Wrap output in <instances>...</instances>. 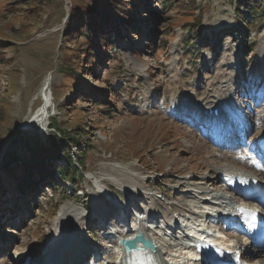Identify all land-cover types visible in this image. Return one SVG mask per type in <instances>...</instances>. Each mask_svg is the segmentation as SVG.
Returning <instances> with one entry per match:
<instances>
[{
  "label": "rangeland",
  "instance_id": "rangeland-1",
  "mask_svg": "<svg viewBox=\"0 0 264 264\" xmlns=\"http://www.w3.org/2000/svg\"><path fill=\"white\" fill-rule=\"evenodd\" d=\"M237 3L177 0L162 6L161 0H151L147 8L139 3L133 16L138 31L127 36L133 43L116 38L113 56L107 51L93 72L77 71L72 82L62 73L74 53L62 39L69 11L94 10L95 0H0V159L8 151L26 154L22 142L9 144L16 132L26 138L39 135L45 143L46 126L54 121L69 135L83 125L88 135L83 140L90 145L88 150L83 143L78 146L84 149L82 156L71 152L81 158L84 171L75 194L69 180L54 178L56 187L22 195L0 167V264H19L26 255L31 264L55 260L51 256L63 251L82 252L79 264L93 256L97 264H112L115 257L109 255L104 236L117 226L109 218L117 215L121 202L131 201V193L138 195L143 216L150 211L151 218L164 223L163 218L183 210L188 221L200 210L199 196L217 195L222 203L230 196L214 166L244 169L264 179V168L238 158V152L250 147L264 163L257 147L264 135V15H247V22H237ZM199 11L201 22L190 26ZM189 27L197 36L187 33ZM77 90L105 100L97 106L89 99L78 100L81 94L73 95ZM227 90L231 103L222 97L221 108L231 123L220 121L217 139L206 134L195 115L178 108L185 96L200 101L211 91ZM42 97L50 104L43 124L33 125L30 116L44 104ZM107 104L112 110L100 112ZM51 162L64 164L62 159ZM98 182L109 186L110 199L99 192ZM66 203L72 218L60 222ZM133 208L119 229L131 224ZM104 212L108 221L101 227L99 215ZM68 228L76 247L59 238ZM227 234L235 236L233 242L241 236L233 230ZM262 254L252 250L245 256L264 264Z\"/></svg>",
  "mask_w": 264,
  "mask_h": 264
},
{
  "label": "trees",
  "instance_id": "trees-1",
  "mask_svg": "<svg viewBox=\"0 0 264 264\" xmlns=\"http://www.w3.org/2000/svg\"><path fill=\"white\" fill-rule=\"evenodd\" d=\"M174 1L177 0H161V5L167 6ZM95 2L94 10L78 11L73 8L69 11V24L62 39L67 43V46H72L74 53L71 54L69 62L62 65V73L72 82H74L77 71L90 70L93 72L94 65L100 63L103 57L107 56V51L112 54L111 50L117 45L116 38H126L128 43H133L127 36L128 32L133 29L138 31L139 28V25L133 20L134 11H137L139 3L144 4L143 8H147L151 0H95ZM235 8L237 22L240 23L247 22V15H264L261 0H238ZM148 12L155 15L153 11L148 10ZM201 15L202 12L199 11L190 26L194 24L198 26L201 22ZM187 33L196 34L190 27ZM189 37L193 38L191 35ZM81 38L84 39V42L81 41ZM77 82L81 81L77 80ZM74 93V97L81 94L78 100L89 99L95 106L105 100L103 96H96L82 90H77ZM71 103H73L72 99ZM109 110H112V107L107 104L105 107H101L100 112L108 113ZM55 122L48 125L45 143L41 142L39 135L26 138L16 132L9 144L14 145L22 142L26 154L21 156L14 151H8L0 159L2 172L15 181V189L22 195L33 192L35 196L38 192H43L44 187H56L54 180L56 177L62 181L72 182L71 192L75 194L77 178L81 177L84 171L80 162L81 158L77 159L72 156L68 144L75 147L83 143V147L88 150L89 142L83 140L88 135L84 131L83 125H76L78 132L69 135L66 131L59 130ZM88 127H94V123L89 122ZM78 152L82 156L84 149H77ZM53 159H62L64 164L55 166L51 162ZM1 184L2 182H0V188Z\"/></svg>",
  "mask_w": 264,
  "mask_h": 264
},
{
  "label": "bare ground",
  "instance_id": "bare-ground-1",
  "mask_svg": "<svg viewBox=\"0 0 264 264\" xmlns=\"http://www.w3.org/2000/svg\"><path fill=\"white\" fill-rule=\"evenodd\" d=\"M193 97H194V95L193 96H185L182 99H179L178 100V108L183 110V111L190 112L189 115L190 114L195 115L196 119L201 120L202 121L201 123H203V126H205L207 128V130L203 129L206 131V134L211 135L213 133L212 137L214 139H217L218 135H220V131H219L220 127H218L220 124V121L222 122L221 124L224 123V125L225 124L228 125L231 123L229 120H226L227 119L226 117L222 116L223 111L221 108V105L223 103L222 102L223 98H225V101L228 100L229 101L228 103H231L228 90L223 91L222 93H220V92L218 93L216 91L215 92L211 91V92L205 94V97H203L200 101H195ZM46 98H44L46 103L43 104L40 108H38L30 116L31 120H33V125L43 124V119H44L45 113L47 112V109H48V107H47L48 101L47 100H49V98L48 99H46ZM25 125H28V123H25ZM208 130H209V132H208ZM243 140H245V139H243ZM257 147H258V151L262 150L264 152V135H262V137L259 139V141L257 143ZM250 149L251 148L249 147L248 150L238 152V158L240 159L239 161H241L242 163H246L249 166H256L257 168H260V169L264 168V165L260 164L259 161L256 160V158H258V155L255 156L254 152L251 151ZM213 168H214L213 173L217 174L216 176L223 177L226 179L229 178L230 176H232V174H234L237 171V169H235L234 167L226 166V165L214 166ZM242 172L247 173L246 170H242ZM225 183H226V181H225ZM96 185L99 189V192H101L105 197H107L108 196L107 189H105L103 184L101 182H98ZM196 202L199 204V207L201 208V210H199L198 212H202V208L207 207V206H209L212 209H215L214 211H217V209H218L217 207H219L221 205L220 204L221 203V197L217 196V195H214V196L201 195L197 198ZM61 207L62 208H60V212H59L60 222H61V220H64V219H68V218L71 219L73 210H72L70 203H66L64 206L62 205ZM139 217H140V215L137 218V219H139L138 221H137V219H135V221H133L132 224H129V225L127 224L128 227H126L124 230H121L117 226H115L107 233L108 236H106V237L104 236L105 239L108 240V243H110L109 246L108 245L106 246V249L108 248V250H109L108 251L109 255L112 256V254H113V256L115 257V261L113 263L111 262L112 264H126V260H127L126 250L119 244V241L122 238L132 237L137 231H140V232L142 231V234H144L148 238L152 239L156 243V247H155L156 249L153 252L157 255L159 264H179L180 262H182V264H193V263L197 264L199 262V260L197 262L195 260H192L193 252L185 241L170 243V241L168 240L169 241V243H168V241L166 240L167 241L166 242L163 238L159 237V235L157 234L160 232L161 229L156 230V232L154 233V231H152L151 229L146 228L148 225L144 224L145 220L142 218H139ZM184 220H186V219H184ZM184 220H182V221H184ZM72 225H74V224H72ZM204 225L205 224L201 223L200 224L201 228ZM69 228L67 229V231H65V232L63 231L62 232L63 237L59 236V238H60V240H62V238H63L62 241H64V244H69L73 248L76 246H74L73 239H72L73 237L69 235V232H68ZM59 230H60V228H59ZM181 231L182 230L180 229V232ZM188 231H189V229L187 231H182V233H184V235L187 236ZM197 231L198 230H195V231H193V233H196ZM238 231L241 234H243L241 230H238ZM112 233H114V235H111ZM210 240L212 243L219 245V247L224 246V241L222 239H220L219 237H217L216 235L211 237ZM111 241L112 242L115 241V242H113V244H112ZM230 241H229L230 245H235L233 240H230ZM238 248H240V247H238ZM95 251H97V249ZM259 251L261 253H264V248L259 249L256 252H259ZM64 253H70V252L63 251V254ZM81 253L80 254H78V253L75 254V252L71 253L72 257L64 256L63 257L64 264H67V261H69V260L72 262L68 263V264H79L84 258ZM262 258H264V254H262ZM250 260H251L250 264H262V263L258 262V258H256L255 260H254V258H253V260L252 259H250ZM54 261L56 263L58 260L55 259ZM48 262H46V263H48ZM55 263H53V260H51L50 263H48V264H55ZM20 264H23L22 260H21Z\"/></svg>",
  "mask_w": 264,
  "mask_h": 264
},
{
  "label": "water",
  "instance_id": "water-1",
  "mask_svg": "<svg viewBox=\"0 0 264 264\" xmlns=\"http://www.w3.org/2000/svg\"><path fill=\"white\" fill-rule=\"evenodd\" d=\"M140 242L146 248L154 250V243L147 239L142 231H137L136 234L132 238H122L120 239V244L124 247V249L129 250L131 247L135 246V243Z\"/></svg>",
  "mask_w": 264,
  "mask_h": 264
}]
</instances>
